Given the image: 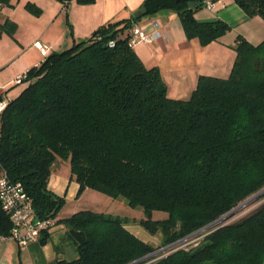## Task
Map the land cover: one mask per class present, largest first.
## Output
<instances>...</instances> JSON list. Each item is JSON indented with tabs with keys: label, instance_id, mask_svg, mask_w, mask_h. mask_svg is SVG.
I'll return each instance as SVG.
<instances>
[{
	"label": "trees",
	"instance_id": "1",
	"mask_svg": "<svg viewBox=\"0 0 264 264\" xmlns=\"http://www.w3.org/2000/svg\"><path fill=\"white\" fill-rule=\"evenodd\" d=\"M60 1L66 8L70 0ZM233 1L247 17L264 18V0ZM5 4L10 0H0V8ZM202 5L143 0L130 16L108 20L87 38L49 51L24 71L25 86L17 95L2 96L0 176L21 182L35 216L52 222L37 249L52 239V226L63 229L53 260L37 251L35 264H127L264 189V40L254 44L238 34L230 73L199 75L186 99L171 97L159 67L146 66L129 43L132 23L161 10L177 13L186 38L201 45L218 40L231 26L198 19ZM0 29L12 32L15 22L7 19ZM64 160L78 193L90 187L123 197L142 216L82 209L57 218L64 196L48 182ZM260 199L243 217L208 227L196 246L173 247L139 264H264V193ZM155 210L166 215L153 218ZM131 223L159 244L138 237L128 229ZM11 229L0 203V238ZM67 247L74 250L73 261L66 258Z\"/></svg>",
	"mask_w": 264,
	"mask_h": 264
},
{
	"label": "crops",
	"instance_id": "2",
	"mask_svg": "<svg viewBox=\"0 0 264 264\" xmlns=\"http://www.w3.org/2000/svg\"><path fill=\"white\" fill-rule=\"evenodd\" d=\"M142 1L93 0L85 3H80L77 0L69 1L63 10L66 9L65 14L72 27V41L73 39L87 38L94 29L108 20L130 16L138 9ZM214 1L216 3L214 10L202 5L195 12V16L200 20L221 19L230 24L231 27L218 40L207 45H201L197 38H186L178 15L172 10H161L148 18H143L138 23L140 27L149 32L154 27H158L161 31L160 37L153 43L139 44L134 49L146 66L159 67L171 97L188 98L201 74L226 77L230 73L236 57V51L232 44H234L238 34L254 44L264 40V20L259 15L247 17L241 7L233 0ZM253 19L258 20L252 22ZM65 26L62 25L58 28L54 37L46 43L49 48L42 54V58L53 49H62L71 44L72 41L70 42L71 39L67 35ZM137 48L139 49L137 50ZM1 89L4 97L6 90ZM61 167L62 165L51 174L48 188L60 196L67 194L73 196L78 190V183L69 178L70 173L68 178L59 175ZM127 227L129 229V225ZM54 228L56 233L60 232L59 237L54 238L55 232L52 233V239L39 249L36 248V242L23 246L15 240L0 238V264H14L11 254L15 252L21 264L20 254L23 247H27L33 264H35L34 253L37 251L42 253L45 261H52L55 256L54 244L61 240L63 234L62 224H57Z\"/></svg>",
	"mask_w": 264,
	"mask_h": 264
},
{
	"label": "rangeland",
	"instance_id": "3",
	"mask_svg": "<svg viewBox=\"0 0 264 264\" xmlns=\"http://www.w3.org/2000/svg\"><path fill=\"white\" fill-rule=\"evenodd\" d=\"M70 1L74 2L75 0ZM63 9L64 4L60 0H10V4H5L0 8V23L6 22L7 19L15 22V29L12 32L7 29H0V89L4 88L6 90L4 97L8 98L17 95L25 86L24 81L15 83L16 79L27 68L41 60L42 54L49 48L46 43L54 37V33L58 28L66 25L67 35L71 39L70 42L72 41V27L65 14L66 9L65 11ZM256 20L258 19H253L252 22H256ZM5 27H9V25ZM252 27H254L253 24ZM69 38L67 37L68 40ZM69 173V162L64 160L59 170V175L68 178ZM262 193H264V189L246 198L221 222H232L248 214L261 203L260 196ZM82 209L103 211L135 219L140 218L143 214L142 210L130 206L123 197L114 198L108 193L86 187L80 193L77 190L73 196H69L68 194L64 196V201L58 210L57 218L67 217ZM164 215H166L165 212L155 210L152 217L157 218ZM128 225L129 229L140 238L145 239L144 241L159 244V239L151 236L139 224L131 223ZM206 229L208 228L198 232L195 231V233L189 234L170 246L160 247L156 249L157 252L154 254L134 264H139L151 258L156 259L168 253L169 249L173 247L187 248L196 246L201 241L205 234L203 232ZM55 231L54 226H52L48 232L52 234ZM59 234L60 232H55L53 237L58 238ZM16 254V252L11 254L14 264H20ZM20 259L21 264H33L27 247L21 248Z\"/></svg>",
	"mask_w": 264,
	"mask_h": 264
},
{
	"label": "built area",
	"instance_id": "4",
	"mask_svg": "<svg viewBox=\"0 0 264 264\" xmlns=\"http://www.w3.org/2000/svg\"><path fill=\"white\" fill-rule=\"evenodd\" d=\"M202 3L208 9L216 8L214 0H202ZM160 35L161 31L158 27H154L149 32L134 22L129 30V43L134 47L138 44H151ZM22 80L23 74L16 79V82L20 83ZM2 92L0 89V111L6 105ZM0 203L12 222L11 234L7 238L15 240L23 246L36 242L42 230L48 229L52 224L50 220L39 219L35 216L32 200L25 192L22 183L12 181L6 175L0 176Z\"/></svg>",
	"mask_w": 264,
	"mask_h": 264
},
{
	"label": "water",
	"instance_id": "5",
	"mask_svg": "<svg viewBox=\"0 0 264 264\" xmlns=\"http://www.w3.org/2000/svg\"><path fill=\"white\" fill-rule=\"evenodd\" d=\"M188 5H189V6H193V5H194V2H189ZM233 211H234V209L230 210L229 212L225 213L224 215H222L221 217L217 218V219L214 220L213 222H211V223H209L208 225H206V226L200 228V229L197 230L196 232H198V231H200V230H202V229L208 228V227L212 226L213 224H215V223L218 222V221H221L222 219H224L225 217H227L228 215H230ZM193 233H195V232H193ZM193 233H191V234H193ZM175 243H176V242H175ZM172 244H174V243H172ZM172 244H170V245H172ZM170 245H167V246H170ZM167 246H164V247H167ZM164 247H162V248H164ZM65 252H66V258H67V260H69V261H73L74 258H75L74 250H73L71 247H67ZM155 252H157V250H154V251H152V252H150V253H148V254H146V255L140 257V258H137V259H135V260H133V261L127 263V264H134V263H136V262H139V261H141V260H143V259L149 257L150 255L154 254Z\"/></svg>",
	"mask_w": 264,
	"mask_h": 264
}]
</instances>
